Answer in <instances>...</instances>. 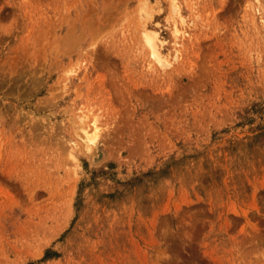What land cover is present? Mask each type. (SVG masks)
<instances>
[{"label":"rangeland","instance_id":"rangeland-1","mask_svg":"<svg viewBox=\"0 0 264 264\" xmlns=\"http://www.w3.org/2000/svg\"><path fill=\"white\" fill-rule=\"evenodd\" d=\"M0 264H264V0H0Z\"/></svg>","mask_w":264,"mask_h":264},{"label":"bare ground","instance_id":"bare-ground-1","mask_svg":"<svg viewBox=\"0 0 264 264\" xmlns=\"http://www.w3.org/2000/svg\"><path fill=\"white\" fill-rule=\"evenodd\" d=\"M149 43H150V42H149ZM151 43H152V42H151ZM152 44H153V43H152ZM152 44H151V45H152ZM155 49H157V48L155 47ZM153 51H154V49H153ZM157 51H158V50H157ZM155 53H156V51H155ZM155 53H154V54H155ZM156 54H158V53H156ZM91 139H92V138H91ZM91 139H90V141H92ZM93 140H94V139H93ZM93 142H94V141H93Z\"/></svg>","mask_w":264,"mask_h":264}]
</instances>
